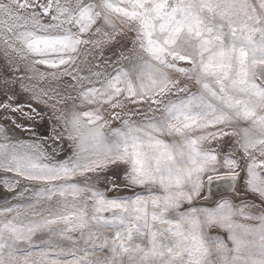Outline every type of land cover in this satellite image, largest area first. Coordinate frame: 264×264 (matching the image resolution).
<instances>
[{"label": "snow or ice", "instance_id": "snow-or-ice-1", "mask_svg": "<svg viewBox=\"0 0 264 264\" xmlns=\"http://www.w3.org/2000/svg\"><path fill=\"white\" fill-rule=\"evenodd\" d=\"M114 42L130 43L131 56L121 52L111 72L79 74L82 46ZM0 45L15 71L22 61L71 77L80 102L61 110L64 95L21 84L52 111L45 139L59 147L66 134L72 152L56 160L55 149L12 142L0 127V169L39 185L34 202L0 208V264H264V0H0ZM12 83L0 110L30 131L17 119L40 113L13 103ZM225 138L233 148L221 173L210 145ZM117 170L143 194L109 198L96 186ZM225 177L238 206H195ZM21 179L3 183L11 191ZM42 201L55 210H37ZM37 234L47 237L40 245Z\"/></svg>", "mask_w": 264, "mask_h": 264}, {"label": "rangeland", "instance_id": "rangeland-1", "mask_svg": "<svg viewBox=\"0 0 264 264\" xmlns=\"http://www.w3.org/2000/svg\"><path fill=\"white\" fill-rule=\"evenodd\" d=\"M131 47L132 45L130 43H127V46L122 48L121 43L116 42L110 45H105L103 47V50H101L100 48H94L92 45L82 46L81 54L77 61V64L83 69V71L79 74L88 75L89 69H91L92 71L111 72L114 67L118 66L117 61L119 60L121 52H123L124 55L131 56V52L129 51ZM120 63L126 64L127 61H120ZM17 66L19 68V71H15L12 67L7 66L5 58L3 56V46L0 45V102L5 100V96L3 95V84L4 80L7 78L13 81V83L10 85L9 91V94L15 95V101L13 103H19L24 106L31 104L32 107L35 108L38 113H40V115L35 116L33 120L17 119V123H23L26 128L31 129L30 131H28L21 128H16L10 119H5L6 114L3 112V110H0V127H4L6 129L7 135L11 138L12 142L23 141L27 143H39L42 145L43 149L48 154H52L53 149H55L56 160L66 159L68 156L71 155L72 152V149L70 147L71 142L67 140L66 134L65 139L57 142L59 147H57L56 144H53L51 140L45 139L46 137L52 135V128L54 124V121L51 118L52 111L43 103H38L37 101L33 100L32 91L38 92L40 89H46L51 92L52 90H55L56 92L66 97L65 104L60 105L59 108L61 110L70 109L74 103L77 105H79L80 103L79 99L77 98V91H74L72 87H69V85H75L76 81L72 80L71 77L68 76L55 78L49 75L52 70L42 65H37L35 72L30 69L25 64V62L17 61ZM37 73H44V77L41 79ZM29 77H31V79H29ZM21 84L32 89V91H24V89L21 88ZM192 90L195 91V88L193 87ZM136 107V105L128 104V110L130 112H134L136 110ZM89 108L90 106H82L78 110L87 111L89 110ZM25 110H27V108H25ZM143 110H146V106L141 109V111ZM108 111L111 110L109 109ZM121 115L123 116V113H121ZM105 116L106 118H109L108 112L105 113ZM132 118L134 120L140 119L138 115H134ZM118 126H120L119 121H112L111 127ZM57 130L62 131V127H58ZM110 130V127H105L104 129L106 133L110 132ZM3 142L4 141L2 137H0V143ZM208 146L209 145H205V147ZM210 146L217 151L218 157L220 159L221 163L220 165H218L219 171L221 173L226 172L228 169L223 165V159L225 155H228L232 151V141L225 138V140L220 142L219 144H217L216 142H212ZM235 155L238 158L240 153L237 152ZM44 162L47 163L49 161L46 160ZM100 175V183H98L96 186L100 188V190L108 189L105 194L109 198L117 196L129 197L134 196L135 194H143L144 192V190L139 187H125L126 181L123 179L122 171L117 170L115 171V173L106 172L101 173ZM105 175L108 176L109 181H114L117 185H119V187L113 188L112 183L107 182L103 179ZM241 175L243 176L244 173H241ZM5 178H8L9 180L21 179L17 177L14 173L4 172L3 169H0V208L16 204L23 205L34 202L35 198L33 196V192L38 189V184L21 179L20 185L16 186L11 191H9L3 183V180ZM77 179L82 180L83 178ZM25 187L28 188L29 191L24 192V195L22 197L18 196V193H20ZM238 187L242 188V185H238ZM225 198L232 199L233 204L236 206L240 204V199L234 197V195ZM220 200L214 203H206L205 200H197L195 201V206L202 208H213L216 206V203ZM246 200L251 201L252 197L248 196L246 197ZM185 207H187V205H185ZM49 208L55 210L54 205L49 204L47 201H42L40 204L37 205V210H45V214H47L46 210ZM253 211H256L257 213L259 212V210ZM37 218L38 217L31 216V214H28L24 217L25 220ZM236 219L241 223H255V221H244L240 217H237ZM210 234L214 236L219 235L222 238L227 239V233L222 229L213 228L210 230ZM70 235L79 244H83V239L81 238L79 232L70 233ZM46 238L47 237L45 234H37V236L34 237V242L37 245H40V241ZM63 243L67 245L69 241L65 240L63 241ZM68 258L70 259V257Z\"/></svg>", "mask_w": 264, "mask_h": 264}, {"label": "bare ground", "instance_id": "bare-ground-1", "mask_svg": "<svg viewBox=\"0 0 264 264\" xmlns=\"http://www.w3.org/2000/svg\"><path fill=\"white\" fill-rule=\"evenodd\" d=\"M225 179L214 180L212 185V193L208 195V198L205 199L206 203H214L222 198L233 196L234 194L225 185Z\"/></svg>", "mask_w": 264, "mask_h": 264}]
</instances>
